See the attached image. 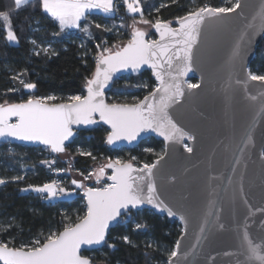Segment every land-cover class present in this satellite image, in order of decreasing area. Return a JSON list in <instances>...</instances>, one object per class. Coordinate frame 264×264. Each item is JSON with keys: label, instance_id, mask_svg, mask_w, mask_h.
Returning <instances> with one entry per match:
<instances>
[{"label": "snow or ice", "instance_id": "snow-or-ice-1", "mask_svg": "<svg viewBox=\"0 0 264 264\" xmlns=\"http://www.w3.org/2000/svg\"><path fill=\"white\" fill-rule=\"evenodd\" d=\"M128 14H140L139 23L149 25L159 35L158 40L145 39L146 32L140 30L133 21L131 26V39L126 44H113L111 48L101 47L97 44L98 54L95 57V70L84 81L85 94H71L67 97L47 95L37 97L30 94L26 100L19 103H9L5 100L0 103V140L12 139L15 141L32 142L44 145L51 153H63L66 150L65 142L73 136V126H90L102 122L110 131L106 136V143L113 145L117 141L132 143L142 133L153 132L163 137L165 148L162 155L151 164L135 167L130 162L121 159L109 160L106 165H101L95 172L89 171L86 175L80 173L82 180L73 179L72 185L83 192L86 201L84 215L77 216L76 221L65 217L62 230H53L43 239H33L30 244L15 245L13 238L0 239V264H92L90 257L81 254L82 246H103L107 244L112 249L115 246L108 243L106 235L113 222L119 223V218L128 216L132 210L140 209L143 205H150L158 212L167 213L174 217L177 213L162 200L157 194L154 169L168 154L169 146L181 144L183 141H192L194 136L185 132L171 118L169 108L179 103L184 97L185 81L182 77L193 70L194 49L197 45L203 25L208 21H223L229 14L236 13L242 7L241 0H235L231 7H212L207 4L188 11L184 16L177 17L178 27H172L171 22L159 18L155 23L144 18L142 0H122ZM175 2V0H173ZM15 8L32 6L33 11L38 10L40 17L50 22L59 31L60 35L65 29H81L90 35L89 26L81 28V21L87 20L88 14L98 10L105 17L113 15L117 10L116 0H14ZM165 5H161L164 7ZM159 8L156 9L159 12ZM3 21L5 39L8 42H18L9 16L0 15ZM36 30H39V20L35 21ZM97 29L105 32L112 31L107 25L95 24ZM124 27V25H121ZM251 27V25H249ZM243 39V37L241 38ZM35 45L36 42L32 41ZM239 44L234 51V56L239 55ZM46 55L50 48H41ZM39 55V51L36 53ZM142 65H147L152 70V75L158 81V86L153 89L143 100L134 104L106 103L104 89L113 76L121 71L131 69L133 72L140 70ZM167 77V78H166ZM18 79L19 77H13ZM249 81H257L264 85V75L247 74ZM23 88L31 92L36 84L20 80ZM144 87H147L145 84ZM188 90L197 89L200 84L187 83ZM16 89H8L14 92ZM255 101L256 96H251ZM60 100L62 102L57 103ZM99 118L98 120L96 118ZM248 140H251L250 133ZM184 151L193 153V147L184 144ZM246 147V145H245ZM145 151H151L145 149ZM244 151V147L240 148ZM83 156H92L90 152H80ZM95 160V157H92ZM133 160L136 158L133 157ZM264 159V153H261ZM49 166L55 161H42ZM239 163V158L237 159ZM111 169V175L106 177L109 183L101 187L88 186L84 181L95 177L97 185L105 177V169ZM60 172L63 169H56ZM22 179V177H14ZM231 181V177L229 178ZM5 181L0 179V185ZM33 191L51 200L60 194L70 196L71 193L60 187L53 180L42 186L29 185L21 191ZM243 196V189L241 188ZM244 203L247 204L246 197ZM214 205V202H210ZM219 212V209H217ZM249 216L243 222L236 223L237 233L241 236L240 253L244 257L238 264H264V249L261 243H255L249 233V217L254 215L249 207ZM259 211V209H257ZM207 215H213L211 212ZM179 219L184 228L181 230V239H178L168 253L166 264H177L181 240L187 235V221L185 216ZM206 220L200 228L193 248L200 245L210 224ZM264 224V221H262ZM145 225L137 223V230ZM223 225H221V228ZM124 243L130 244L127 236L123 237ZM151 247L152 245H148ZM228 255V253H225ZM213 264L215 261L213 259Z\"/></svg>", "mask_w": 264, "mask_h": 264}, {"label": "trees", "instance_id": "trees-1", "mask_svg": "<svg viewBox=\"0 0 264 264\" xmlns=\"http://www.w3.org/2000/svg\"><path fill=\"white\" fill-rule=\"evenodd\" d=\"M116 2L118 10L113 15L105 17L102 14H90L87 20L82 21L81 28L89 26L90 35H86L81 29L54 35L59 31L58 26L54 27L41 18L38 10L34 12L31 5L17 10L14 0H0V15L9 16L18 36V42H8L0 20V103L5 100L19 103L30 94L37 97L84 94L85 78L90 77L95 70L97 44L108 48L113 44H125L130 40L131 24L134 20H140V16L127 14L119 0ZM233 3L235 0H142L141 7L144 18L152 23L157 18L172 23L177 17L205 4L231 7ZM157 8L160 9L159 12L156 11ZM36 20H39L38 31ZM95 24L107 25L112 31L97 29ZM32 41L42 48L49 44L56 54L49 52L46 55L38 50L37 55ZM249 71L264 75V38L256 48ZM21 79L36 84V88L31 92L25 90L20 83ZM145 84L147 87H144ZM155 87L156 83L149 71L136 77L122 76L114 82L106 99L108 103L134 104ZM13 88L16 91L8 92V89ZM107 133L108 130L101 125L91 131L77 132L72 143L66 146L73 169L86 175L93 169L95 172L109 160L116 159L141 167L145 163H153L163 153V143L151 137L130 150L110 149L105 142ZM80 152H90L92 156H83ZM133 157L136 159L133 160ZM53 160L55 163L50 166L41 163ZM53 169L63 171L58 174ZM58 175L66 178L60 187L63 186L67 191L76 190L73 196L48 202L41 195L21 191L29 185L42 186L56 181ZM14 177L22 179L16 180ZM0 179L5 181L0 185V239L13 238L16 246L30 244L37 238L43 240L50 231L62 230L65 217L74 222L78 215L82 216L86 211L82 193L72 188L74 186L71 185L65 162L46 148L0 144ZM92 187L101 186L93 183ZM137 223L145 227L137 230ZM180 234L181 226L177 220L155 215L146 209L132 211L128 216H122L107 236L108 243L113 244L114 248L110 249L105 244L101 249L85 252L83 255L90 257L92 264H159L161 260L167 261L168 253ZM125 236L131 241L130 244L124 243ZM150 240L158 246L149 247L147 242Z\"/></svg>", "mask_w": 264, "mask_h": 264}, {"label": "water", "instance_id": "water-1", "mask_svg": "<svg viewBox=\"0 0 264 264\" xmlns=\"http://www.w3.org/2000/svg\"><path fill=\"white\" fill-rule=\"evenodd\" d=\"M241 4L236 13L229 14L223 21H205L194 49L193 70L182 77L185 95L169 108L174 122L195 137L192 141L170 145L168 154L154 169L157 194L177 215L168 217L167 213L158 212L147 204L132 210L146 209L155 215L177 220L181 230L185 225L179 216H185L187 235L181 240L177 264H213V259L215 264H238L244 257L240 255L243 248L236 223H242L249 216V207L254 212L249 217L250 237L255 243H261L264 249V159H261V153H264V85L247 78L249 64L264 38V0H241ZM136 21L137 28L146 32L145 39H159L154 28ZM171 25L178 27L176 20ZM238 44L239 55L234 56ZM145 71L152 75L147 65H142L137 72L131 69L117 72L104 89L105 102L108 103L106 94L117 79L122 76L136 77ZM152 77L157 87L158 81ZM191 81L200 84V87L188 90L186 85ZM253 95L257 97L255 101L250 99ZM98 125L110 131L102 122L73 126V136L65 142V147L72 143L77 132L91 131ZM150 137L163 143L164 152L163 137L153 132L142 133L132 143L117 141L113 145L106 144L110 149L130 150ZM5 143L46 148L38 143L0 140V144ZM185 143L193 147V153L184 151ZM241 147H244L243 152ZM63 153L51 154L58 156ZM111 171L106 168L102 180L107 181ZM245 197L247 204L244 203ZM84 203L86 207L85 199ZM209 212L213 215H207ZM206 220L211 221L204 225L207 238L193 248ZM116 225L117 222L110 225L106 240ZM178 239H181V234ZM102 247L82 246L81 254Z\"/></svg>", "mask_w": 264, "mask_h": 264}, {"label": "rangeland", "instance_id": "rangeland-1", "mask_svg": "<svg viewBox=\"0 0 264 264\" xmlns=\"http://www.w3.org/2000/svg\"><path fill=\"white\" fill-rule=\"evenodd\" d=\"M120 2L123 4V2H122V0H120ZM124 9H125V7H124ZM125 12H126V9H125ZM127 13V12H126ZM132 16H135V15H132ZM137 16V15H136ZM1 22H2V24H3V21L1 20ZM133 24V23H132ZM136 27H137V25H135ZM42 47H40L39 45L37 46V45H34V51L35 52H37L38 50L40 51V49H41ZM44 48H50V49H52L51 48V46L49 45V44H47ZM58 157L61 159V160H63L64 162H65V164H66V168H67V173H68V175H69V178H70V181H72L73 179H76V180H82L83 179V177L80 175V173L79 172H77L75 169H73L72 168V166H71V157H70V155L67 153V152H64L63 154H61V155H58ZM56 169H53V172H55V173H58V174H61L62 173V171H60V172H57V171H55ZM94 170V169H93ZM60 175H58L57 177V179H56V182L58 183V185H63L62 183L63 182H65V180H66V178L65 177H59ZM84 183H86L88 186H91L92 187V185H93V183H94V185L96 184V182H95V180H93V178L91 179V180H89V181H84ZM105 183H108L106 180H105V182H102V180H101V183L99 184V185H97L96 184V186H103ZM71 185H72V183H71ZM74 186V185H73ZM61 187H63V186H61ZM24 188H28V187H24ZM24 188H22V189H24ZM64 188V187H63ZM73 189L75 188V186L74 187H72ZM75 190V189H74ZM79 190V192L80 193H82V191L80 190V189H78ZM76 191V190H75ZM75 191H73L72 189L70 190V191H68V192H70L71 193V195L70 196H66V195H64V194H60L59 196H57V197H55V198H53V199H51V200H49V199H47L45 196H42L41 194H38V193H35V192H33V191H31V190H29V191H22L23 193H34V194H37V195H41L46 201H48V202H53V201H56V200H59V199H66V198H69V197H71V196H73L74 195V193H75ZM136 223V222H135ZM147 245H152L151 247H153V248H156L158 245L154 242V241H152V240H150V241H148L147 242ZM159 264H166V261H163V260H161V262H159Z\"/></svg>", "mask_w": 264, "mask_h": 264}, {"label": "crops", "instance_id": "crops-1", "mask_svg": "<svg viewBox=\"0 0 264 264\" xmlns=\"http://www.w3.org/2000/svg\"><path fill=\"white\" fill-rule=\"evenodd\" d=\"M90 14H102V15H104L103 13H100L98 10H93L91 13H89L88 15H90ZM128 14V13H127ZM130 15V14H129ZM131 15H137V16H140V14L139 13H136V14H131ZM83 21V20H82ZM82 21H81V23H82ZM76 30H78V29H65V31L66 32H70V31H76Z\"/></svg>", "mask_w": 264, "mask_h": 264}, {"label": "built area", "instance_id": "built-area-1", "mask_svg": "<svg viewBox=\"0 0 264 264\" xmlns=\"http://www.w3.org/2000/svg\"><path fill=\"white\" fill-rule=\"evenodd\" d=\"M120 1V0H119ZM111 48V47H110Z\"/></svg>", "mask_w": 264, "mask_h": 264}]
</instances>
